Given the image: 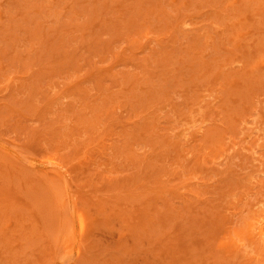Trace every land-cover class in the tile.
I'll return each mask as SVG.
<instances>
[{
	"label": "rangeland",
	"instance_id": "1",
	"mask_svg": "<svg viewBox=\"0 0 264 264\" xmlns=\"http://www.w3.org/2000/svg\"><path fill=\"white\" fill-rule=\"evenodd\" d=\"M261 230L264 0H0V264H264Z\"/></svg>",
	"mask_w": 264,
	"mask_h": 264
},
{
	"label": "bare ground",
	"instance_id": "2",
	"mask_svg": "<svg viewBox=\"0 0 264 264\" xmlns=\"http://www.w3.org/2000/svg\"><path fill=\"white\" fill-rule=\"evenodd\" d=\"M259 228V227H258ZM260 229V228H259ZM261 234H263L264 235V230H261Z\"/></svg>",
	"mask_w": 264,
	"mask_h": 264
}]
</instances>
